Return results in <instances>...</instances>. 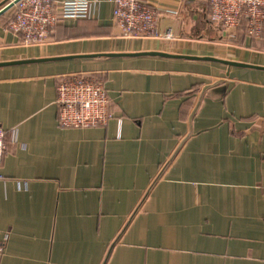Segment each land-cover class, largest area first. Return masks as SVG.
I'll return each mask as SVG.
<instances>
[{
  "label": "crops",
  "instance_id": "obj_1",
  "mask_svg": "<svg viewBox=\"0 0 264 264\" xmlns=\"http://www.w3.org/2000/svg\"><path fill=\"white\" fill-rule=\"evenodd\" d=\"M141 1L171 37L125 35L110 0L39 45L0 16V264H264V33ZM75 74L105 89L106 126H59Z\"/></svg>",
  "mask_w": 264,
  "mask_h": 264
},
{
  "label": "built area",
  "instance_id": "obj_2",
  "mask_svg": "<svg viewBox=\"0 0 264 264\" xmlns=\"http://www.w3.org/2000/svg\"><path fill=\"white\" fill-rule=\"evenodd\" d=\"M210 11V23L225 31L230 40L236 30L245 27L247 35L262 38L264 0H204ZM98 0H20L15 5L9 28L28 45L45 44L62 21L91 19ZM114 4L113 20L125 35L138 38L171 37L160 34L157 9L141 0H110ZM59 126L90 128L106 126L111 119L109 100L102 85L81 74L64 77L57 86ZM0 124V167L6 154V136ZM4 246L0 243V255Z\"/></svg>",
  "mask_w": 264,
  "mask_h": 264
},
{
  "label": "water",
  "instance_id": "obj_3",
  "mask_svg": "<svg viewBox=\"0 0 264 264\" xmlns=\"http://www.w3.org/2000/svg\"><path fill=\"white\" fill-rule=\"evenodd\" d=\"M20 0H13L12 2H10L9 4H7L5 7H3L0 10V16L3 15L5 12H7L8 10H10L11 8H13ZM158 55V54H155ZM160 55V54H159ZM164 55V54H161ZM195 59H199V58H195ZM202 60H206V61H212V62H219L225 65H229V66H235V67H245V68H250V66L246 65V64H242V63H236V62H229V61H225L222 59H215V58H202ZM257 69H264V68H257Z\"/></svg>",
  "mask_w": 264,
  "mask_h": 264
},
{
  "label": "trees",
  "instance_id": "obj_4",
  "mask_svg": "<svg viewBox=\"0 0 264 264\" xmlns=\"http://www.w3.org/2000/svg\"><path fill=\"white\" fill-rule=\"evenodd\" d=\"M14 13H15V11H14ZM208 17L210 18V12H209ZM13 18H14V16H13ZM13 18H12V20H13ZM209 18H208V19H209ZM12 20H11V21H12ZM11 21H10V23H11ZM209 22H210V19H209ZM242 28L245 29V32H246V28H245V27H242ZM246 34H247V32H246Z\"/></svg>",
  "mask_w": 264,
  "mask_h": 264
}]
</instances>
